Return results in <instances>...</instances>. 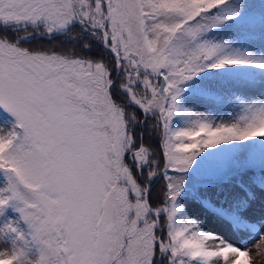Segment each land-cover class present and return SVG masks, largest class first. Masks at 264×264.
<instances>
[{
    "label": "snow or ice",
    "instance_id": "1",
    "mask_svg": "<svg viewBox=\"0 0 264 264\" xmlns=\"http://www.w3.org/2000/svg\"><path fill=\"white\" fill-rule=\"evenodd\" d=\"M264 247V0H0V264H249Z\"/></svg>",
    "mask_w": 264,
    "mask_h": 264
},
{
    "label": "rangeland",
    "instance_id": "2",
    "mask_svg": "<svg viewBox=\"0 0 264 264\" xmlns=\"http://www.w3.org/2000/svg\"><path fill=\"white\" fill-rule=\"evenodd\" d=\"M249 264H264V247L250 249Z\"/></svg>",
    "mask_w": 264,
    "mask_h": 264
}]
</instances>
